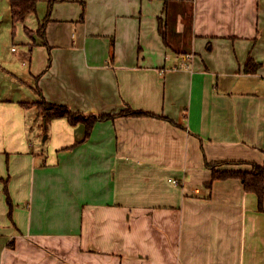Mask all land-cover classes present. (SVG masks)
<instances>
[{
  "label": "crops",
  "instance_id": "0c3cea01",
  "mask_svg": "<svg viewBox=\"0 0 264 264\" xmlns=\"http://www.w3.org/2000/svg\"><path fill=\"white\" fill-rule=\"evenodd\" d=\"M182 1L54 0L47 44L23 33L48 103L152 115L99 120L89 136L55 118L39 152L29 107L1 99L0 264H264L257 194L235 177L209 185L208 165H264V0H188L180 53L158 18L167 34L166 6Z\"/></svg>",
  "mask_w": 264,
  "mask_h": 264
},
{
  "label": "rangeland",
  "instance_id": "374dc122",
  "mask_svg": "<svg viewBox=\"0 0 264 264\" xmlns=\"http://www.w3.org/2000/svg\"><path fill=\"white\" fill-rule=\"evenodd\" d=\"M40 4V3H39ZM154 4V3H151ZM192 1H182L180 3L170 4L169 8V31L167 33L170 51H179L190 43V35L193 36L191 25L194 21V8ZM48 5L46 2L38 5L33 17L46 16ZM31 17L28 19L31 23ZM27 24V21L26 23ZM22 22L14 23L11 17L10 0H0V100H8L11 103L19 101L40 102L38 95L34 68L29 61L28 53L30 47L23 39L25 27ZM26 34V32H25ZM188 38L189 41H188ZM15 47V50L13 48ZM31 103V102H30ZM28 118L30 122L29 132L35 134L31 136L29 142H34V150L40 152L42 148H47L51 140H44L47 130L45 118H42V107L39 104L28 106ZM41 107V108H40ZM41 109V110H40ZM40 149V150H39Z\"/></svg>",
  "mask_w": 264,
  "mask_h": 264
},
{
  "label": "trees",
  "instance_id": "16d2710c",
  "mask_svg": "<svg viewBox=\"0 0 264 264\" xmlns=\"http://www.w3.org/2000/svg\"><path fill=\"white\" fill-rule=\"evenodd\" d=\"M39 0H10V9L11 17L14 23L16 22H25L29 14L36 13L38 8ZM48 12L43 20H40L37 30H32L31 28L25 26V32L33 40V44L37 43L36 35L40 36L43 39V44H47L46 41V29L47 24L50 21V14L54 4V0H48ZM159 22V31L163 35L164 40H167V34L165 30L164 20L162 17L158 18ZM167 23V22H166ZM263 64L256 62L254 58L250 57L244 67V71L247 73L256 72ZM39 92L40 90L37 89ZM40 102H20L24 106H31L36 104H43L42 115L46 119V124L55 118H67L71 124H78L83 122L86 125V135L89 136L92 132L94 124L99 120L115 118L118 116H143V115H152L150 112L145 110H136L131 107L121 111L118 114H107V115H96V114H85L80 111H73L66 104H52L48 103L43 97ZM41 108V107H40ZM41 110V109H40ZM161 117H164L163 115ZM212 168V181L209 182V185L213 184V181L220 179H227L231 177L241 179L244 188L248 192L256 193L258 196V205L259 209L264 211V165H259L257 163H252V169H222L217 168L218 164L208 163ZM6 191L8 201L11 204V199L8 193V181H6Z\"/></svg>",
  "mask_w": 264,
  "mask_h": 264
}]
</instances>
